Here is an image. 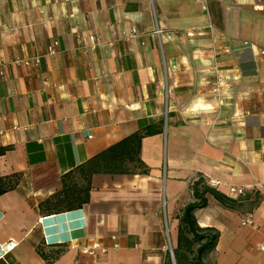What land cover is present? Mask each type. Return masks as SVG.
<instances>
[{"label": "crops", "instance_id": "1", "mask_svg": "<svg viewBox=\"0 0 264 264\" xmlns=\"http://www.w3.org/2000/svg\"><path fill=\"white\" fill-rule=\"evenodd\" d=\"M206 5L0 0V177L13 184L0 194V264H175L199 176L235 201L195 210L218 233L205 261L264 264V0ZM53 40L38 65L12 64ZM160 123L140 141L147 173H93L87 202L41 208L64 174L82 183L79 165ZM95 243L106 251H84Z\"/></svg>", "mask_w": 264, "mask_h": 264}, {"label": "trees", "instance_id": "2", "mask_svg": "<svg viewBox=\"0 0 264 264\" xmlns=\"http://www.w3.org/2000/svg\"><path fill=\"white\" fill-rule=\"evenodd\" d=\"M160 128L161 123L148 124L86 160L75 169L82 179L80 184L72 179V172L64 174L60 190L41 202V208L50 214L75 209L87 202L93 173H147V168L139 158L140 141L142 137L160 131ZM12 186L8 177H0V194ZM191 190L192 202L185 204L178 216L173 259L175 264H209L205 260L215 247L218 233L212 227H200L195 218V210L205 207L209 197L225 206H233L235 201L200 176L192 182ZM169 262L167 260L164 264Z\"/></svg>", "mask_w": 264, "mask_h": 264}, {"label": "built area", "instance_id": "3", "mask_svg": "<svg viewBox=\"0 0 264 264\" xmlns=\"http://www.w3.org/2000/svg\"><path fill=\"white\" fill-rule=\"evenodd\" d=\"M201 9L206 11L207 10V5H206V0H197ZM57 46H58V41L57 40H53L51 43H49L46 46L45 51L42 54L39 55H35L33 57H15L12 59V64L14 65H19V66H31V65H38L42 56L45 55H51L54 54L57 50ZM216 76H215V80L213 81V85H214V93L217 94L219 91V85L221 83V77L218 75V72L216 71ZM2 74V71L0 70V75ZM228 193L231 197H237L238 195H242L243 194V189L240 187H235V186H230L228 189ZM254 220H253V215L252 213H247L244 217H242L240 224L241 225H253ZM112 238H115V236H112ZM115 248H117V244H114ZM258 249L262 252H264V243H261L258 245ZM96 250H100L101 252H105L106 248L105 247H100L98 244H93L91 247L85 248L84 251L94 254L96 252Z\"/></svg>", "mask_w": 264, "mask_h": 264}, {"label": "rangeland", "instance_id": "4", "mask_svg": "<svg viewBox=\"0 0 264 264\" xmlns=\"http://www.w3.org/2000/svg\"><path fill=\"white\" fill-rule=\"evenodd\" d=\"M168 241H169L168 238H166V243L169 245V242Z\"/></svg>", "mask_w": 264, "mask_h": 264}]
</instances>
